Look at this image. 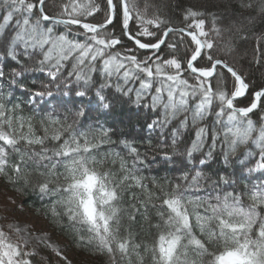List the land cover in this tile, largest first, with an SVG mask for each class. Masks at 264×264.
<instances>
[{
	"label": "snow or ice",
	"instance_id": "obj_1",
	"mask_svg": "<svg viewBox=\"0 0 264 264\" xmlns=\"http://www.w3.org/2000/svg\"><path fill=\"white\" fill-rule=\"evenodd\" d=\"M252 6L241 0L240 7ZM147 7L142 9L138 0H63L60 10L50 14L49 0H0V37L11 30L9 38L0 39V61L16 65L7 73L0 66V83L24 89L30 103L37 97H52V84L69 90L73 83L82 84L83 90H76L75 95L83 98L95 86L93 74L98 73L102 82L94 95L99 107L111 108L115 96L110 98L105 89L114 87L120 97L131 98L134 93L133 103L157 113L147 124L149 129L163 128L183 116L172 132V145L178 144L181 129H194V138L185 149L193 169L191 174H182L184 183H176L170 190L156 185L159 194L149 190L135 167L136 162L143 163L140 153L128 141L121 143L134 157L133 164L129 166L120 157L118 169L115 160L105 167L107 157L99 158L96 153L101 144L111 142L108 130L78 127L80 118L86 116L83 107L66 110L62 117H42L39 134L33 117L23 115L19 104L5 99L2 87L0 175L23 188L31 186L42 197H56L53 215L66 217L76 229L78 241L106 252L111 264H264V182L245 185L242 191H224L223 187L235 181L220 174L212 179L196 167H207L218 146L224 164L235 163L232 158L245 146V159L239 163L249 173L264 170V115L259 125L249 118L264 109V85L254 89L223 58L233 50L231 41L219 48L221 55L216 54L218 45L212 34L219 38L221 30L215 14L210 13L213 25L206 29L201 18L205 13L189 8L184 15L188 23L177 29L162 27L169 21L159 15L148 17ZM258 12L264 13V0H260ZM173 33L179 34L175 42ZM117 46L121 50H115ZM162 46L169 50L167 57ZM139 50L150 54L139 57ZM255 53L259 64L264 59L259 38ZM26 61L48 78L40 90L29 89L19 79L29 71ZM137 82L138 87L129 86ZM243 101L247 103L240 106ZM213 115L211 124L201 125ZM34 146H40L39 150ZM165 159L171 160V156L165 153ZM207 181L215 195H189ZM133 186L145 192L141 205L160 200L158 220L151 225L156 229L151 244L137 242L129 229L124 234L121 231L126 211L121 207L122 194ZM57 205L62 213L56 211ZM130 207L138 211L134 204ZM144 218L148 219L146 214ZM129 219L135 220V215ZM8 229L0 227V264H32L34 253L21 242L20 229L13 225Z\"/></svg>",
	"mask_w": 264,
	"mask_h": 264
},
{
	"label": "trees",
	"instance_id": "obj_2",
	"mask_svg": "<svg viewBox=\"0 0 264 264\" xmlns=\"http://www.w3.org/2000/svg\"><path fill=\"white\" fill-rule=\"evenodd\" d=\"M62 2L63 0H49V13L58 12L60 10L59 5ZM242 2L244 4L252 3L253 6L251 9L242 8L240 7L241 0H138V4L142 9L147 4L148 17L159 15L169 21L168 25L162 27H185L188 21L184 20V15L186 10L191 8L205 13L201 18L206 21V29H211L213 16L210 13L215 14V23L221 30L219 38L212 34L218 45L216 54L221 55L219 48L231 41L233 50L229 55L223 56V58L227 59L230 64L252 82L254 89H259V87L264 85V59L259 64L255 62V48L259 38L261 51H264V13L258 12L260 0H242ZM59 30L63 31V27L60 26ZM116 32L119 35L118 27ZM10 35L11 30L9 29L0 39H7ZM172 35V42H175V37L179 34L173 33ZM242 37H246V39ZM80 39H83V37H80ZM125 43L128 47L133 46L129 41H125ZM115 50H121L120 46H117ZM161 52L167 57L169 50L162 46ZM136 54L139 57H144L150 53L139 50ZM25 63H28L29 71L24 72L19 78L20 81L33 91L40 90L42 84L48 83V78L45 74L32 70L34 64L27 61ZM0 66H3L6 73L12 67H16L11 61H0ZM93 77L95 86H90L87 89V95L83 98L75 95L76 90H83L82 84L78 86L73 83L71 90L65 89L63 86L57 88L55 84H52L50 86L53 92L52 97H37L31 103L29 102V94L24 89L17 86L10 88L7 83H0V87L4 90L5 99H11L13 104H19L23 115L33 117V123L36 125L39 134H42L39 128V121L42 117L51 114L62 117L66 114V110L74 112L76 109L83 107L86 110V116L80 118L78 127L82 126L84 130H87L90 127L102 126L108 130L111 142L101 144L96 153L99 158L107 157L105 167L112 166L110 162L115 160L116 165L114 168L118 169L120 157H123L129 166L133 164L134 157L129 154L128 149L121 143V141H128L137 147L140 153V159L143 163L136 162L135 167L138 169L137 174L144 177L142 182L147 185L149 190L159 194V188L156 185L163 186L165 190H170L176 183L183 184L184 182L181 180L182 174L185 171L191 174L193 169V164L187 161L185 149L194 138V129L191 126L188 129H181L182 135L179 138V142L173 146L172 132L179 127V121L183 119V116L163 128L149 129L147 124L157 118V113L138 107L133 103L132 101L135 99L134 93L131 98L120 97L115 92L114 87L105 89V94L110 98L115 96V99L110 109L99 107L94 94L96 87L102 80L98 73H94ZM72 80H74V77ZM129 86L138 87L139 85L137 82ZM228 87H231L230 78ZM65 92L69 94L65 95ZM246 103L247 101H243L240 106H244ZM262 115H264V109H258L254 113L249 114V118L259 125ZM214 119V115L210 116L202 121L201 125H209ZM21 146L23 147V145ZM34 147L38 151L40 146ZM248 147L258 151L254 146L249 145ZM246 150L245 146H241L238 149L237 156L232 158L236 162L225 165L222 156H220V147L218 146L214 157L209 160L207 167L199 164H196V167L203 168L204 172L212 179H216V174H220L227 175L231 180L235 181V184L230 187L222 186L224 191H232L233 189L242 191L245 185L251 186L252 184L264 182V170L249 173L247 167L239 163V159H245L242 154ZM205 151H207V148H205ZM117 153H119V156L116 155ZM165 153L171 156V160L165 159ZM195 155L199 158V153ZM33 183H35V178ZM202 183L203 186L200 190L191 191L189 195L201 197H206L209 193L215 195L210 181ZM0 186L16 194V204L34 210L37 216L44 219L55 234L67 241L72 253L82 264H111L106 252L95 251L94 245H87L78 241L76 229L73 228L66 217L53 215V201L56 197H42L31 186L23 188L22 184H12L3 175H0ZM133 194H135V198ZM141 200H146V195L138 187L133 186L123 192L121 207L126 209V211L122 213L121 231L124 234V230L129 229L137 242L151 244L156 233V229L151 227V225L158 220L157 211L160 210V200L154 198L151 203H146V205H141ZM133 204L138 211L130 207ZM153 204L156 207H153ZM3 210L0 203V227L8 231V219ZM56 211L62 213L63 209L57 205ZM145 214L148 219L144 218ZM129 215H135V220H130ZM80 235L87 237L88 233L81 231ZM46 254L47 259L31 256L32 264H66L64 260L57 257L50 250H46ZM120 264H123V262H120ZM146 264H148L147 261Z\"/></svg>",
	"mask_w": 264,
	"mask_h": 264
},
{
	"label": "rangeland",
	"instance_id": "obj_3",
	"mask_svg": "<svg viewBox=\"0 0 264 264\" xmlns=\"http://www.w3.org/2000/svg\"><path fill=\"white\" fill-rule=\"evenodd\" d=\"M16 194L0 186V203L7 216V227L13 225L20 229L21 242H26V250L32 256L47 259L46 250L61 253L59 257L66 264H82L72 253L67 241L55 234L46 221L34 213V210L16 204ZM15 235V233H14Z\"/></svg>",
	"mask_w": 264,
	"mask_h": 264
},
{
	"label": "bare ground",
	"instance_id": "obj_4",
	"mask_svg": "<svg viewBox=\"0 0 264 264\" xmlns=\"http://www.w3.org/2000/svg\"><path fill=\"white\" fill-rule=\"evenodd\" d=\"M63 27V26H62ZM178 29V28H177ZM131 43V42H130ZM140 51H145V50H140ZM147 52V51H146Z\"/></svg>",
	"mask_w": 264,
	"mask_h": 264
},
{
	"label": "water",
	"instance_id": "obj_5",
	"mask_svg": "<svg viewBox=\"0 0 264 264\" xmlns=\"http://www.w3.org/2000/svg\"><path fill=\"white\" fill-rule=\"evenodd\" d=\"M145 51H147V50H145ZM148 52V51H147Z\"/></svg>",
	"mask_w": 264,
	"mask_h": 264
}]
</instances>
